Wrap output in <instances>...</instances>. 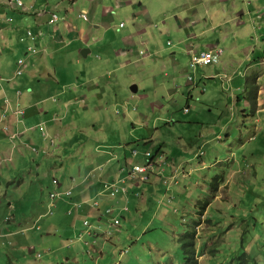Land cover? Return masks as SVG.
Returning <instances> with one entry per match:
<instances>
[{"label":"rangeland","instance_id":"rangeland-1","mask_svg":"<svg viewBox=\"0 0 264 264\" xmlns=\"http://www.w3.org/2000/svg\"><path fill=\"white\" fill-rule=\"evenodd\" d=\"M199 1L70 2L73 18L81 15L86 6L90 9V19L94 16L97 23L104 24L98 32L99 38L105 35L101 43L104 46L100 45L101 49L94 51L99 52L104 61H97L98 66H94V70L98 73L100 70L107 72L112 67L122 69V73H117H121L120 80L127 82L126 86L120 85L122 97L127 94L133 99L128 104L122 101L114 105L109 116L103 115L106 105L98 107L97 103L101 105L99 101L92 103L96 112L90 116L83 115L85 122H78L77 119L70 122V118L62 122L66 131L53 140L54 145L49 150L51 157H48V151L38 149L35 152L37 148L29 145L30 150L35 149L32 150L34 155L25 149V161L19 162L16 156L12 164L0 170L1 264H11L10 260L21 264L24 258L28 259L24 261L27 264H33L35 259L40 264H65L67 258H70L68 264H76V260L78 264H94L98 255L93 253L89 256L87 247L81 243L71 244L68 248L71 240L78 239L77 230L84 234L83 242L88 241L96 248L103 246V258L99 264H184V236L193 232L191 229L199 222V214L207 203L211 204L208 214L220 207L225 211L209 217L207 214V222H235L237 226L230 234L225 233V227L212 237L208 230L199 234L200 239H195L196 250L199 251L202 241L204 245L199 251L198 263L231 264L236 257L249 253L256 264H264V172L255 179L247 169L245 172L241 170L236 176L242 184L239 188L241 195L232 194L233 202L214 201V181L220 178V184H224L228 179L232 180V174L228 172L232 164L228 165L226 160L233 154L238 155L241 150L252 148L251 144H247L256 99L252 66L261 62L255 67L262 69L264 74V21L259 20L256 13L245 17L244 26H239L233 18L236 9L247 11L248 4L255 0H204L206 11L204 5L197 6ZM255 6L251 5L250 9L253 11ZM105 7L112 9L105 11ZM196 8L198 13L195 15ZM17 13L13 14L14 21L9 27L21 18ZM263 13L264 9L260 14ZM188 19L191 24H187ZM195 21L200 22L194 25L192 22ZM203 28L210 29L200 35ZM193 34L197 38L190 39ZM2 35L10 38L9 44L3 41ZM21 35L8 28L0 32V76L4 79L14 78L20 55L17 56L10 44L22 43ZM128 37H132V47L125 41ZM217 40H220L225 54L216 63L193 69L187 50ZM233 44H239V47L232 49ZM129 48L128 57L117 54ZM141 51L151 55L144 57ZM28 56L23 54L25 62L32 60L37 64L36 58ZM54 64L56 61L47 56L44 64L37 67L45 66L53 73ZM224 66L226 72L222 70ZM206 71H211L213 77L205 79L203 73ZM238 71L240 74L232 87L227 78H232L233 73ZM219 72L222 74L218 75ZM225 73L227 76H224ZM134 85L139 88L136 94L131 92ZM159 85L164 87L163 91L156 90ZM188 95L194 96L191 104H188ZM105 102L113 104L106 98ZM187 108L189 110L185 112ZM11 115L23 119L19 113ZM21 119L19 122L22 124ZM241 133L245 137L244 142ZM252 142L257 146L258 142ZM37 146L41 148L40 144ZM133 150L139 152L136 160L139 164L148 163L144 156L148 151L153 154L161 151L172 162L178 158L188 176H180L177 184L169 185L152 175L149 183L158 178L163 187L160 186L155 195L150 192L146 201L143 200L144 211L130 207V212L122 216L120 233L113 232L112 238L104 242L103 233L108 230L104 225L93 243V236L87 232V227L82 226V220L90 219L91 226L96 227V222L92 220L99 216L98 209L105 215L106 208L103 204L100 207L90 205V212L78 215L75 197L81 200L84 193L76 187L85 179L89 182L83 188L88 189L91 184L100 182V178H109L107 182L115 181L123 175L121 168L127 175L130 167L123 165V159L118 160L117 156L121 158L125 152L131 154ZM201 153L204 156L199 158ZM245 155L252 156L251 153ZM259 155H255L251 163L257 169H264V152ZM217 162L220 163L215 165ZM53 179L64 185L65 190L74 187L73 201L63 197L57 201L53 215L44 216L48 211L50 193L57 192ZM72 179L76 181L73 183ZM141 186L144 192L150 187L146 184ZM230 189L231 186L225 188L224 193H230ZM94 192L89 189L85 195L91 199ZM122 197H110L112 208L118 206L117 202L123 205ZM169 200L172 202L169 203ZM70 209H74L73 216L68 214ZM38 219L41 221L36 223ZM203 226H206L205 223ZM36 227L41 229L36 230ZM8 233L13 234L7 237ZM242 241L247 245L245 250L241 246ZM124 251L128 252L122 255ZM37 254L41 257L37 258Z\"/></svg>","mask_w":264,"mask_h":264},{"label":"crops","instance_id":"crops-1","mask_svg":"<svg viewBox=\"0 0 264 264\" xmlns=\"http://www.w3.org/2000/svg\"><path fill=\"white\" fill-rule=\"evenodd\" d=\"M8 1L9 0H0V32H3L5 28H8L13 32L22 34L20 39L22 43L10 44L17 52V56L20 55L19 59L16 62L14 78L4 79L3 76H0V114H6L7 124L10 125V129L7 132L5 131V123L0 122V160H3L5 158L11 159V162L8 164H3L2 162H0V170H2L4 166L12 164L15 160L14 157L16 156L19 162H21V160L25 161L26 155L24 154V152L25 149H29V145L34 147L35 149L37 148L36 150L34 148L32 149L35 150V152L38 149L43 152L48 151V157H51L52 154L49 153V150L50 146L54 145L53 140L63 135L66 131V129L62 128V122H65L68 118H70V122H74V119H77L78 122H85L86 120H83V115L90 116L94 112H96V110L92 108V103L99 101L101 105H98L97 103L96 106L98 107L106 105L103 115L109 116L114 105H117L122 101L125 104H128L129 100L131 101L133 99V97H130L127 94L122 97L120 85H127L126 80L119 79V75L123 72L122 69L115 70L116 68L112 67V69L107 70V72H100V70L98 71V73L94 70V66H98L97 61L101 63L104 61L103 56H100L99 52H94L95 49L99 48L101 43L104 41L103 38L105 35L102 34L101 38L98 37V32L102 29V27H104V24L97 23L96 19H94V16L92 17V20L90 19V17L88 16L90 9L88 7L84 6L81 15L73 18L71 16L72 8L70 4L75 0H64L66 2H62L60 0H21L24 9H26L27 11H25L24 9L21 10V7H17L15 3L9 5ZM86 1L93 3L96 0ZM253 4H255L256 6L252 11L250 7ZM258 5H264L262 0H255L253 3L248 4L249 9L247 11L240 10L239 8L238 10L236 9V11L234 12L235 17L233 18H235L239 26H244L245 21H243V19L245 17L249 18L253 14L256 15V13L257 18L264 21V13L260 14L261 10L264 9V7H260ZM197 6L204 7L206 11V1L200 0ZM233 6L236 7V5ZM111 9L112 8L105 7V11H110ZM15 13L19 14L21 18L16 20L15 25L9 27V24L14 21L13 14ZM54 13H56L60 17V20L58 22L51 23L50 20L52 18V14ZM194 13L195 15L198 13L197 8L195 9ZM82 15H85L87 17V20H85ZM8 19H10L11 21H7ZM187 22V24H191L189 19L187 20ZM199 22L200 21H195L192 23L194 25H198ZM214 27L215 26L210 28ZM208 29L203 28L199 34H205ZM29 32L31 33V35L29 34ZM192 38H197V35H190V39ZM2 39L5 43L9 44L10 38L2 35ZM125 41L127 43H130L128 45L129 47L133 46L132 37L125 38ZM30 47H34L37 50H40V52H38L37 54H30ZM193 47L195 50L199 51L218 48L222 51L221 55L225 54L224 48H221L220 40H217L214 43L204 42L198 47ZM237 47H239V44L232 45V49H235ZM100 49L101 48H99V50ZM82 52L86 56L82 55ZM130 52L131 49L129 48L128 50H120L119 52H117V54L119 53L123 57H128ZM23 54L29 56L32 55L34 58H36L37 64L32 60L29 63L28 61L25 62L26 67L23 70L22 75L18 76L16 75V71L18 68L17 63L20 59H23ZM141 54L144 57L145 55L147 57L151 55L150 53ZM47 56L56 61V64H54L53 66V73H50L49 70L45 68V66L48 64H45V66L42 67H37L41 64H44ZM225 59H227V57ZM259 64H261V62H259ZM259 64H254L252 66L254 67L256 82V99L254 104V118L252 120L253 122L251 124V128L249 129V136L247 138L248 140L250 139L247 144H251L252 148L237 152L239 156L241 155V157L239 158L238 155L233 154L234 156L231 155L226 160L228 165L232 164L231 169L228 170V172L232 174V180L229 181L228 179L224 184H220V178L217 179L218 182L216 183V187L218 190L216 191L214 201L220 200L222 203L233 202V199L231 198L232 194L235 196L241 195L239 190L241 183L239 179L236 178L237 174L241 172V170L245 172L247 169L248 171H250V175L254 176L255 179L258 178L262 172H264V169H257L251 163V160L255 158V155H259V153L263 155L264 152V74L262 69L255 67ZM225 68L226 66H224L222 70L226 72ZM120 71L121 73L117 75V73ZM240 71L233 73L232 78L230 76L227 78V80L230 82L229 84H231L232 87L237 82L236 76L240 74ZM211 73V71H206L203 73V77L205 79L212 78L213 74ZM220 74L222 73L219 72L218 75ZM224 76H227V74L225 73ZM104 80H106L105 83ZM157 89L163 91L164 87H162V85H159L156 90ZM105 98L106 101L109 100L113 104L105 102ZM186 98H188V104H191L194 96L188 95ZM19 106L24 111V115L21 114L23 116V119L17 118L15 117V115H11L13 112L16 113V110ZM63 111L65 112L63 113ZM20 119L23 120L22 124L19 122ZM102 119L104 121L106 118L104 117ZM14 133L17 134L16 137L13 136ZM242 136L244 137L243 134ZM243 137L242 141L245 140V137ZM252 141L259 142L257 146H254V143ZM37 144H40L41 148H39ZM32 150L29 149V152L34 155V151ZM247 153H251L252 156H246L245 154ZM138 157L139 152L135 156V158L132 157V152L131 154L125 152L121 158L120 156H117V159H123V165L128 166L131 163L139 164L136 163ZM218 163L220 162H217L215 165H217ZM168 164L169 167L167 174L170 180L169 185H174L177 182V177L173 178V175L177 168L181 170L183 169L181 166L182 164L180 163V161H178V158H176L174 162H172V159L169 158ZM236 168L238 169L236 170ZM123 169L124 168H121V170ZM155 169H159L158 164L155 165ZM110 177L114 179L111 174ZM108 179L103 180L106 181ZM103 180L100 178V182L98 181L91 184L92 186L90 185L89 189L95 191V195L91 199L88 198L87 195H85V192H87V190L89 189L83 188V186L89 182L88 179L83 180L82 183H80L76 187V189H81L82 193H84L81 200L78 196L75 197L74 205L79 212L78 215L87 213V211H89V209L91 208L90 205H92V202L95 200H98L100 202V206L103 204V208L107 209L109 207H112V205H110L112 200L110 199V196H107L109 195V193L103 190ZM223 180H225V178H223ZM72 181L74 183L76 180L72 179ZM146 185L150 186L146 192L143 191L142 186L131 189L128 196L122 197L124 198L123 205L120 202H117L118 206L113 207L117 209V212H120L121 209L125 206H129V208H135L136 211H144L143 208H145V206L142 205L143 200L148 197L150 192H152L151 195H155L159 191L160 186L163 187V184L158 178L153 179L151 183ZM63 186L64 185H62V188ZM230 186V193H224L225 188H229ZM69 188H71L74 192V187ZM135 191L141 192L142 197H136L133 193ZM243 192L245 193L244 189ZM237 202H240L239 198H237ZM210 205L211 204L208 203L206 205V208H202L199 214V222L195 223L194 228L191 229L196 236L195 238L198 240L200 239V236L198 237V235L205 233L206 230H208V233L212 237V234L219 232V229H222L223 227L226 228L225 233L230 234V231L237 226V224L233 221V223H215L212 220H208L207 222L205 217L208 214L209 208L211 207ZM10 207H12L11 204ZM92 207L94 206L92 205ZM215 210L216 212L214 211V213L213 211H211L208 214V217L219 213V211L225 213L224 209L221 207L219 209L216 208ZM102 213L103 212L98 209L99 216H96L95 219L92 220L100 226L107 225V222L109 221V219H107V217H104ZM123 213L124 212H122V214ZM68 214L73 216L74 209H70ZM232 218L234 219V216H232ZM84 220L86 221L87 219L84 218L82 222ZM103 222L105 223L103 224ZM204 223L206 226H203ZM48 224L51 226L54 225L50 223ZM21 225L24 224L22 223ZM83 225L84 224L82 223V226ZM77 233V238L79 236H82V240L75 239L74 244L81 243L83 247H86V245L83 243L85 239L84 235H82V232H80L79 230H77ZM231 233L240 234L242 232ZM12 234L13 233H8L6 234V236L9 237L12 236ZM207 244H209L208 241ZM203 245L204 242L202 241L199 246V251L203 249ZM18 249L19 252L23 254L22 250H20V248ZM198 256L200 255L197 254V257ZM198 259L199 258H197V260ZM26 260L28 259L24 258V261ZM69 260L70 258H67L65 264H68ZM24 261L21 262V264H27ZM1 262L2 259L0 256V264ZM10 263L19 264V262H13L11 260ZM33 264L40 263H38V261L35 259ZM76 264H78L77 260Z\"/></svg>","mask_w":264,"mask_h":264},{"label":"clouds","instance_id":"clouds-1","mask_svg":"<svg viewBox=\"0 0 264 264\" xmlns=\"http://www.w3.org/2000/svg\"><path fill=\"white\" fill-rule=\"evenodd\" d=\"M20 111H22L23 112V114L22 115H24V111H23V109H21L20 108V106L18 107V109L16 110V113L18 114H21L20 113ZM5 114V113H4ZM6 115V114H5ZM0 122H4L5 123V127H7L8 128V130L6 129L5 131H9V129H10V125H8L7 124V117H5V120H2V121H0ZM13 136L14 137H16L17 136V134L16 133H14L13 134ZM27 147H28V145H27ZM147 153H150V156H147ZM146 154H145V159L146 160H148V163H146V164H142V165H139V164H135V163H131V164H129L128 165V167H130V169H129V173L127 174V175H124V173L126 172L125 171V169H123V170H121L122 172H123V175L119 178V179H117V180H115V181H111V182H105V181H103L102 183H103V185H104V189L103 190H105L106 191V185H110L111 183H114V182H116V181H118V180H120V179H122V178H126V180L128 179V177L132 174V172H133V169H134V167H136V166H139V167H146L147 165H149L151 162H153L154 160H156L157 159V157H159V156H163V158H164V161H165V165H163L164 166V169H165V172H164V174L162 175V174H158V172L160 171V169L162 168V167H159V169L158 170H156L155 168V171L154 172H151V171H147L146 173H138V175H143V174H145L146 176H148V180L147 181H145V182H141L140 181V177L138 176L137 177V179H132V178H130V179H128V181L126 182V184H127V192L125 193V194H123V193H120V194H118V195H116V196H111L110 195V193H109V195L108 196H110V197H114V198H116V197H119V196H123V197H125V196H128V194L130 193V191H131V189H135L136 187H138V186H141V185H145V184H148L149 183V181H150V177L152 176V175H154V176H157L158 178H160L161 180H163V182L164 183H170V180H169V177H168V174H167V172H168V167H169V164H168V157L164 154V153H161L160 151H158L156 154H153L152 152H150V151H148ZM138 154V151L137 150H133L132 151V157H134L135 158V156ZM204 156V153H201V154H199V158H201V157H203ZM0 162H2L3 164H8V163H10L11 162V159L10 158H5V159H3V160H0ZM141 164V163H140ZM1 169V168H0ZM180 176H182V177H186V176H188V174L185 172V170H181V169H179V168H177V170L175 171V173H174V175H173V178L174 177H177V179L180 177ZM54 180L55 179H53L52 180V184H53V186L55 187V189H56V193H60L61 194V197L60 198H56V199H54V198H52V195H54V194H56V193H50V201H49V203H48V211H47V213L44 215V216H49V215H52L53 214V209L56 207V203H57V201H59V200H61L63 197H68L71 201L73 200V190L71 189V188H69V189H67V190H65L64 188H62V184H59L58 183V185L57 184H54ZM220 181V180H219ZM216 182H218L217 181V179H216ZM178 182H176V184H177ZM216 185V184H215ZM218 189H217V187H216V189H215V192L217 191ZM71 192V194L70 195H68L67 194V192ZM134 193V195L136 196V197H139V198H141L142 197V194H141V192H133ZM161 202L162 201H160V204H161ZM172 202V200H169V203H171ZM95 203H97V205L95 204ZM208 204V203H207ZM206 204V205H207ZM92 205L93 206H96V207H99L100 206V202L98 201V200H95V201H93L92 202ZM205 205V206H206ZM127 208V211H125V209ZM110 210V212H108ZM105 212H106V214L105 215H103L104 217H107V219H109V221L107 222V227H109V223L114 219V218H119L120 220H121V224H122V216H123V214L124 213H128V212H130V208H129V206H125V207H123L122 209H121V211L120 212H117V209L116 208H112V207H109V208H107V209H105ZM122 212H124L123 214H122ZM43 217V216H42ZM42 219V218H41ZM40 219H38L37 220V222L36 223H39L40 221H39ZM86 221H88L89 222V224L90 225H92V223H91V221H90V219H87ZM85 220L82 222L83 224H84V226L85 227H87V232H90L89 231V229H88V226H86L85 225V222H86ZM121 224H120V226H119V228L118 229H115V231H113V232H120L119 231V229L121 228ZM98 226H100V225H98ZM100 227H102V226H100ZM41 228L39 227V229L36 227V230H40ZM94 229H98L97 227H95V226H92V230L94 231ZM91 230V231H92ZM243 233V232H242ZM93 234H95L96 235V237H94V235ZM82 235H84L83 233H82ZM92 236L95 238V240L93 241V243H95L96 242V240L98 239V236L99 235H97L96 234V231H94V232H92ZM103 236L104 237H106L105 236V232L103 233ZM112 238V235L111 236H109L107 239H105L104 240V242H106V241H108L109 239H111ZM78 239L79 240H82V236H79L78 237ZM196 239V238H195ZM255 240H257V238H255ZM75 240H71L70 241V243L68 244V248H70V246H71V244H74L75 242H74ZM85 245H86V247H87V254H88V251L89 250H92V249H96L97 250V253H95V254H97L98 256L94 259V264H99V261L103 258V251H102V247L103 246H101V248H96L94 245H90V243L88 242V241H85V242H83ZM86 243H88V244H86ZM241 246L242 247H245L244 248V250L246 249V246L247 245H245L244 244V242L242 241L241 242ZM127 252L126 251H124L123 253H122V255H124V254H126ZM212 253V251H210V254ZM89 255V254H88ZM203 255V254H202ZM90 256V255H89ZM37 258H40L41 257V255L40 254H37V256H36ZM238 257H236L235 259H233V261H232V263H235V261H236V259H237ZM198 261V260H197ZM200 262V261H199ZM231 263V264H232ZM198 264H200V263H198Z\"/></svg>","mask_w":264,"mask_h":264},{"label":"built area","instance_id":"built-area-1","mask_svg":"<svg viewBox=\"0 0 264 264\" xmlns=\"http://www.w3.org/2000/svg\"><path fill=\"white\" fill-rule=\"evenodd\" d=\"M70 1H74V0H70ZM9 5H12L13 3H15V5L17 7H21L22 9H24L23 3L21 0H9L8 1ZM25 11H27L26 9H24ZM82 17L87 20V17L85 15H82ZM60 20V17L54 13L52 14V18H51V23H55L58 22ZM7 21H11L10 19H8ZM123 24H121L122 26ZM29 34L31 35V33L29 32ZM168 45H172L170 42L168 43ZM38 52V50L34 47H30L29 48V53L30 54H36ZM143 53V52H141ZM188 55L190 56V62H191V67L193 69H196L197 67H201V66H206V65H210L212 63H216L219 61V58L222 54V51L219 49H209L206 51H199V50H195L194 48H190L187 51ZM17 71H16V75L20 76L23 73V70L26 67L25 64V60L24 59H20L17 63ZM190 80L192 81V78L190 77ZM20 93V92H19ZM189 109H186L185 112H187ZM21 114H23L22 111H20ZM6 115L5 114H0V121L5 120ZM8 130L7 127H5V130ZM147 156H150V153H147ZM158 164L159 167H162L160 169V171L158 172V174H164L165 169L164 166L165 165V161L163 156H159L157 157L156 160H154L153 162H151L149 165H147L146 167H139L136 166L133 169L132 174L128 177V179L132 178V179H137V177H140V181L141 182H145L148 180V176H146L145 174L143 175H138V173H146L147 171H151L154 172L155 171V165ZM128 179L126 180V178H122L114 183H111L110 185H106V191L110 193L111 196H116L120 193L125 194L127 192V184L126 182L128 181ZM54 184L58 185V182L56 180H54ZM68 195L71 194V192H67ZM61 194L60 193H56L54 195H52V198L56 199V198H60ZM97 205V203H95ZM125 211H127V208L125 209ZM110 212V210L108 211ZM121 224V220L119 218H114L110 223H109V227L108 230L105 232V239H107L109 236L112 235L113 231H115V229H118L119 226ZM85 225L88 226V229L90 232H88L90 235H92V231L91 228L92 226L89 224L88 221L85 222ZM39 229V227H37ZM88 244V243H86ZM128 252V251H126ZM93 253H97L96 249H92L88 251V254L91 256Z\"/></svg>","mask_w":264,"mask_h":264},{"label":"trees","instance_id":"trees-1","mask_svg":"<svg viewBox=\"0 0 264 264\" xmlns=\"http://www.w3.org/2000/svg\"><path fill=\"white\" fill-rule=\"evenodd\" d=\"M216 180L214 181V184H216ZM206 208V206L204 207ZM98 229H94V231H96V234L99 235L100 231H101V227L100 226H96ZM92 230V228H91ZM92 230V232H94ZM94 237H96L95 234H93ZM93 237V241L95 240V238ZM183 252H184V264H198L197 261V254H199L198 250H196V241H195V234L194 232L189 233L187 235L184 236V246H183ZM255 259L249 254H242L241 256H239L235 263L232 264H256V261H254Z\"/></svg>","mask_w":264,"mask_h":264},{"label":"water","instance_id":"water-1","mask_svg":"<svg viewBox=\"0 0 264 264\" xmlns=\"http://www.w3.org/2000/svg\"><path fill=\"white\" fill-rule=\"evenodd\" d=\"M82 55L86 56L85 54H83V52H82ZM131 91H132L133 93H137V91H138V87H137L136 85L132 86V87H131Z\"/></svg>","mask_w":264,"mask_h":264}]
</instances>
